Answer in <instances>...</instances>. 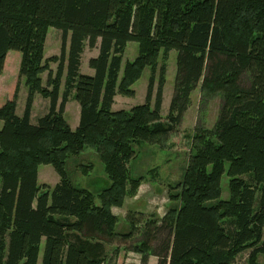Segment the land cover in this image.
<instances>
[{"label":"trees","instance_id":"obj_1","mask_svg":"<svg viewBox=\"0 0 264 264\" xmlns=\"http://www.w3.org/2000/svg\"><path fill=\"white\" fill-rule=\"evenodd\" d=\"M51 27L63 32V42L60 55L45 58ZM129 42H137L139 52L121 74ZM86 48L98 49L89 60L93 75L81 72ZM172 50L178 51L177 74L164 122L166 68L156 94L155 71L161 52ZM10 51L22 55L19 80L28 96L22 116L19 85L14 99L0 107V264H105L108 245L132 240L142 223L136 216L144 213L128 214L130 229L120 233L112 209L123 207L145 181L128 168L134 146L164 147L199 83L203 94L222 97L216 124L196 133L182 181L171 187L170 198L179 206L161 220L147 218L141 240L130 250L141 256V264L151 256L157 264H234L251 250L248 264H259L264 0H0V76ZM146 68L152 70L146 102L115 111V97H134L132 87ZM73 93L80 106L76 129L64 117ZM36 94L50 100V109L33 123ZM87 148L96 151L111 181L99 206L90 191L73 185L66 170L69 158ZM42 165H51L60 177L53 188L38 183Z\"/></svg>","mask_w":264,"mask_h":264},{"label":"rangeland","instance_id":"obj_2","mask_svg":"<svg viewBox=\"0 0 264 264\" xmlns=\"http://www.w3.org/2000/svg\"><path fill=\"white\" fill-rule=\"evenodd\" d=\"M70 37L71 33H69L68 38L70 39ZM62 42L63 32L56 28H49L45 42L44 55L47 57L58 56V54L60 55ZM138 52L139 45L137 42H129L127 44L122 58L121 74L124 71L126 64L136 59ZM14 55H19L21 59L20 52L10 51L7 65L8 70L10 69L11 72H7V70L6 73H11V75L10 80H6L9 83H6L3 88L0 87V93L2 92L1 102L6 100L8 96V101L13 100L16 94L17 85H19L20 87L17 96V105L19 106L17 109V115L22 116L25 111L27 100L25 95L26 86L23 79L19 80L20 70H17L19 66H21L20 60L17 62V65H15V69H13ZM86 57H89V55H86ZM177 58V50H172L168 54H164L162 51L159 57L158 67L155 71L156 86L154 94H156L158 88L161 69L163 66L166 68L161 108V116L164 122H167L168 120L170 104L174 95L177 74ZM52 66H54L56 71L57 64H51V67ZM88 69L89 66H83L82 73L87 74ZM47 75V73L44 74L45 83ZM151 76L152 70L146 68L141 79L132 87L135 91L134 97L129 98L118 95L115 111H118L119 109L130 110L134 106L144 104L146 102ZM63 88L64 85L62 86V91L64 90ZM37 95L38 98L34 108L33 123H36L37 120L50 109V100L44 99L39 94ZM154 99L155 98L153 97L152 104H154ZM71 100L72 104H70L69 110L64 117L70 126L75 127L76 120L80 113V106L75 100V93L72 94ZM221 101L222 97L220 94L210 96L203 94L201 83H199L191 95V103L188 110L184 113L183 118L177 125L175 131L170 134L168 140L162 145L164 147H161V145H152L147 142L135 144L134 150L136 156L129 162L128 168L132 177H144L145 181L142 182L134 197H128L126 199L123 207L112 209L113 213L119 220L116 231L120 233H127L129 231L131 225L127 222L128 214L144 213L145 216H136V221H141L142 223L139 225V232L132 240L121 242L117 239L114 245H108L106 247L108 256L105 264H141V256L131 252L130 249L141 240V232L144 225L143 222L146 221L147 218L161 220L169 208L179 206V202H174L170 198L171 187L182 181L189 158L193 153L192 145L196 133L202 129L211 130L214 128L218 118ZM2 127L3 122L0 121V130ZM87 166H90L91 168L88 169ZM83 167H85V169H83ZM66 170L73 185L77 188L90 191L95 197L96 205L99 206L101 204L99 195L103 190L111 186V181L106 175L104 165L100 161L96 151L92 148H87L81 154L70 157L67 162ZM83 170H87V172H84ZM59 179V175L51 165H42L39 167L38 183L40 186L47 185L50 188H53L58 183ZM228 181L227 176L224 175L222 179L224 199H227L229 196ZM117 247L120 249L119 254L113 256L114 250ZM250 253L251 250H246L240 254L236 258L234 264H248ZM42 257L43 246H41L39 263L42 261ZM155 261L158 260L152 259V262H148V264H157ZM258 262L259 264H264V255L258 256Z\"/></svg>","mask_w":264,"mask_h":264},{"label":"crops","instance_id":"obj_3","mask_svg":"<svg viewBox=\"0 0 264 264\" xmlns=\"http://www.w3.org/2000/svg\"><path fill=\"white\" fill-rule=\"evenodd\" d=\"M59 53V52H58ZM57 53V54H58ZM89 53V54H88ZM56 54V55H57ZM10 55V52L7 54V58H6V62H5V67H4V71H3V74L0 76V87L1 88H3L4 87V85L6 84V83H9V82H7L8 80L7 79H9L10 80V75H11V73H6V71L8 70V56ZM59 55V54H58ZM86 55H89V57H86ZM97 55H98V49H85V51H84V53H83V56H82V65H81V72H82V69H83V66H89V60L90 59H92V58H95V57H97ZM45 58H49V57H47L46 55H45ZM13 61H14V63H13V69H15L14 67H15V65H17V62H19V60H20V63H21V60H22V55H21V59H20V57H19V55H14L13 56ZM52 68V70L53 71H55V69H54V66H52L51 67ZM20 70V66H19V68H18V70L17 71H19ZM7 72H11L10 71V69L7 71ZM15 72V71H14ZM92 72H94L91 68H89L88 69V72H87V74L88 75H93L94 73H92ZM19 73V72H18ZM7 80V81H6ZM43 80H44V75H43ZM1 82H3V83H1ZM25 95H26V98H27V87H25ZM1 95H2V92L0 93V107H2L8 100H9V96L6 98V100H3V102H1ZM37 98H38V95L36 94L35 95V97H34V103H33V109H32V114H31V121L33 122V115H34V108H35V105H36V101H37ZM116 99H117V96L115 97V104L113 105V109L115 110V105H116ZM19 101H20V98H19ZM70 104H72V100L70 99L69 100V102H68V104L66 105V110H65V114L68 112V110H69V107H70ZM18 106L19 105H17V109H18ZM79 110V109H78ZM119 110H122V109H119ZM65 114H64V116H65ZM79 120H80V113H79V115H78V118H77V120H76V126L75 127H73V126H71V128L72 129H76L77 127H78V125H79ZM59 181H60V179H59ZM58 181V182H59ZM152 259H154V260H157V258L156 257H154V256H151L150 258H149V262H152ZM155 262H157V261H155Z\"/></svg>","mask_w":264,"mask_h":264}]
</instances>
